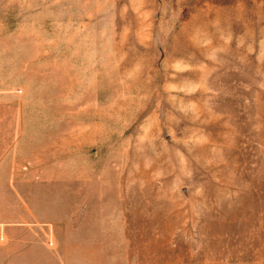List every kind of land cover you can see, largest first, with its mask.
<instances>
[{"label": "rangeland", "instance_id": "1", "mask_svg": "<svg viewBox=\"0 0 264 264\" xmlns=\"http://www.w3.org/2000/svg\"><path fill=\"white\" fill-rule=\"evenodd\" d=\"M6 124L47 264H264V0H0Z\"/></svg>", "mask_w": 264, "mask_h": 264}, {"label": "crops", "instance_id": "2", "mask_svg": "<svg viewBox=\"0 0 264 264\" xmlns=\"http://www.w3.org/2000/svg\"><path fill=\"white\" fill-rule=\"evenodd\" d=\"M0 134V178L10 179L17 174L11 168L15 144V126L7 124ZM45 230L25 221H0V264H47Z\"/></svg>", "mask_w": 264, "mask_h": 264}]
</instances>
